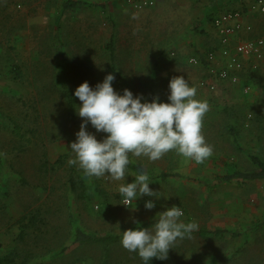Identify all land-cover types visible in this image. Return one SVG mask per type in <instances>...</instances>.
I'll return each mask as SVG.
<instances>
[{
	"label": "rangeland",
	"instance_id": "rangeland-1",
	"mask_svg": "<svg viewBox=\"0 0 264 264\" xmlns=\"http://www.w3.org/2000/svg\"><path fill=\"white\" fill-rule=\"evenodd\" d=\"M191 1L199 8L215 6V0H206L204 5L199 0ZM233 1L236 3L231 7L239 9L254 0ZM45 2L55 11L63 0H0V252L12 245L17 219L42 205L49 225L57 226L52 248L68 245L76 228L112 235L114 241L107 246L90 241L63 253H44L40 264H138V254L121 246L120 231L136 227L134 221L143 226L155 219L157 212L175 204L184 211L181 219L197 222L198 230L204 233L197 234V230L177 239L167 256L180 264H264V179L212 182L217 173L226 174L235 167L253 169L249 154L264 159V61L257 69H247L240 75L242 83L251 85L248 95L219 80H215L214 91L198 87V80L207 72L188 63L185 56L214 49L216 42L209 17H196L192 27L184 29L200 38L198 44L188 46V54L176 57L167 50L168 58L160 60L154 74H138L148 71L149 60L133 51L116 52L112 63L105 48L108 40L124 43L122 38L128 31L120 27L119 18L112 22L105 17V22H44ZM244 12L246 15L248 11ZM249 14L264 24V14ZM134 18L128 16V20ZM128 20L124 18L125 26ZM203 21L205 28L201 27ZM71 36L78 37L77 44L63 42ZM73 45L81 47L78 54L70 53ZM107 73L114 75L112 85L117 92L128 88L134 95L143 94L149 100L158 96L164 102L168 80L184 76L190 86L196 87V98L207 101L201 130L205 121L208 134L204 138L212 146V155L198 164L175 150L158 160L129 153L126 177L121 181L107 175L89 177L77 165H69L73 153L68 145L75 139L82 118L76 111L68 114L67 95L75 98L78 108L75 87L82 81L95 86ZM229 126L238 131L239 148L231 141ZM86 130L98 140L106 135L90 124ZM220 161L223 167L217 165ZM142 171L159 198L143 195L128 206L122 204L118 186L131 182ZM160 173H179V179ZM77 176L84 187L74 192L69 178ZM81 190L82 198L77 195ZM146 200H153L155 206L146 209ZM212 229L222 232H207Z\"/></svg>",
	"mask_w": 264,
	"mask_h": 264
},
{
	"label": "clouds",
	"instance_id": "clouds-1",
	"mask_svg": "<svg viewBox=\"0 0 264 264\" xmlns=\"http://www.w3.org/2000/svg\"><path fill=\"white\" fill-rule=\"evenodd\" d=\"M114 79L112 73H107L95 86L82 81L73 90L80 101L75 111L82 119L75 139L68 145L73 153L67 161L69 165H77L89 177L107 175L121 181L126 177L129 153L158 160L175 150L198 164L212 155V146L201 132L207 101L196 98V87L190 86L184 76L168 80L167 102L160 101L158 96L145 99L143 94L134 95L128 88L117 92L112 85ZM88 124L106 135L98 140L86 130ZM150 182L142 171L131 182L120 184L121 203L128 206L143 195L159 198L149 187ZM154 206L153 200L144 202L146 209ZM157 213L151 227L134 221L136 227L120 231L121 246L136 252L144 264L152 258L166 259L177 239L190 236L199 227L195 221L182 220L184 211L175 204Z\"/></svg>",
	"mask_w": 264,
	"mask_h": 264
},
{
	"label": "crops",
	"instance_id": "crops-1",
	"mask_svg": "<svg viewBox=\"0 0 264 264\" xmlns=\"http://www.w3.org/2000/svg\"><path fill=\"white\" fill-rule=\"evenodd\" d=\"M69 1L71 3L68 5H66L68 0H63V2H58L57 3L58 7L55 11L54 9H52L51 4L45 2L44 22H49V19H51L52 22H105L103 17H105L106 20H108V22H112V21H116V19L119 18L120 22H122L120 27L126 28V31H128L127 36L122 38L124 43H119V41H117L115 44V40H108L105 44V48H107L108 44L111 45L114 58H115V54H117L116 52L124 53V52L133 51L139 53L138 56L141 59L149 60L148 71L143 70L138 73V74L144 73L146 75L154 74L156 70L154 71L153 68L154 67L159 68L161 62L160 60L168 58V54L166 53L167 50L172 51V52L170 51L171 53H169L172 56L176 54L178 55L176 57H180V56L183 57L185 54L189 53L187 50L191 49L189 48L190 45H192L193 47L194 46L193 44L199 43L200 38L195 36L193 33L188 34L184 32L185 28L192 27L194 18L200 17V19H204L206 17H212L213 15L220 13L224 10L237 8V7H231L236 3L233 0L231 2L229 0H215L214 1L215 6L211 5L204 8L195 7V3L191 0H154V4L152 6L145 7L140 10L132 9L130 6H128L125 3L124 0H69ZM205 2L206 0H199L200 4L204 5ZM249 4L250 3L246 4L244 6L245 8H239V9L243 10V12L246 10L248 12L253 11L247 7ZM48 12L49 15H47ZM248 12L246 15H245L246 12L243 13L242 21L244 24H250L252 29L251 31H246L244 29L240 30L236 36V39L255 37V36H259L262 33V30L264 28L263 22H261L260 20H256L253 17H250L249 14L250 12L249 13ZM253 12L264 14L257 11H253ZM128 16H134L136 17V19L134 18L135 20H128ZM124 18L128 20L126 25L127 27L123 24ZM188 20L190 21L188 22ZM200 23H201V27L203 28L207 27L205 21ZM209 28L215 37L214 43L216 42V46H217L219 44L218 35L212 26L211 27L209 26ZM63 42H71L72 44L73 43L77 44L78 37H74V36L67 37L65 40H63ZM92 43L94 45L97 44L95 38ZM65 50L66 49L64 48V51ZM79 50H81V47H79L78 45H73L69 49L70 53L74 55L78 54ZM89 50L95 51L96 48L89 47ZM107 51L109 52L108 48ZM190 55L188 56L186 55L185 59L187 60V58ZM153 59H155L156 62L153 61ZM262 61H264V59L261 60L260 62ZM195 67L204 69V67L202 66L195 65ZM247 69L250 68L248 66L245 67V69L242 72H240V75ZM199 80L197 84L199 83ZM224 83L231 85L227 81H224ZM141 84H139V88L143 89L141 87ZM242 84L243 83L241 80L238 84H235L236 88H238L241 94H242L241 91ZM142 85H144V83ZM231 86H233V84ZM205 120L207 121L208 118H205ZM204 124H205L204 125L205 129L201 130V132L203 136L207 137L208 126L205 121ZM216 163L217 165L218 163H220L219 165L222 167L224 166L222 161ZM162 174L165 175L163 177L179 179L178 177L179 173H172V174L162 173ZM162 174L160 173L159 176H162ZM223 175L225 174L217 173L214 176L215 180H213L212 182L221 181L222 179L220 178V176ZM143 226L151 227V225L145 226L144 224ZM214 230L217 229H212L208 231H214ZM226 233L229 232L226 231ZM197 234L203 235L202 233L199 232Z\"/></svg>",
	"mask_w": 264,
	"mask_h": 264
},
{
	"label": "trees",
	"instance_id": "trees-1",
	"mask_svg": "<svg viewBox=\"0 0 264 264\" xmlns=\"http://www.w3.org/2000/svg\"><path fill=\"white\" fill-rule=\"evenodd\" d=\"M71 2L68 0L66 5ZM211 17H209V21ZM109 50V59L113 63V51L111 45L107 46ZM200 54V53H199ZM113 65V64H112ZM257 69V68H256ZM255 70V69H250ZM248 95V94H245ZM75 98L70 94L67 95V109L70 116L74 115L75 111ZM228 131L231 136V141L236 148H239V136L238 131L234 126H229ZM253 169L242 170L235 167L232 171L227 172L225 175L220 176L221 181H229L232 179H238L241 181H254L257 179H264V159L256 154H249ZM176 175V174H175ZM162 176H165L162 174ZM70 189L76 192L78 189H83V180L78 176L76 178H69ZM78 197H83V191H78ZM44 205V204H43ZM45 208L42 205L31 208L22 214L17 219L18 231L12 239V245L6 249L5 252H0V264H40L39 260L44 256V253L59 254L63 253L67 249L74 247L75 245L83 244L86 242H101L104 245L114 241V236L109 234L97 235L85 233L79 228L74 231V236L68 245H61L56 248H52L51 244L54 242L53 236L58 232L56 225H49V219L44 215ZM155 219L145 222V226H150ZM199 233H204V230H199ZM197 232V233H198ZM210 234H219L222 230L207 231ZM138 264H144L142 260ZM149 264H180L172 257L167 256L166 259L160 260L152 258Z\"/></svg>",
	"mask_w": 264,
	"mask_h": 264
},
{
	"label": "built area",
	"instance_id": "built-area-1",
	"mask_svg": "<svg viewBox=\"0 0 264 264\" xmlns=\"http://www.w3.org/2000/svg\"><path fill=\"white\" fill-rule=\"evenodd\" d=\"M124 1L136 10L154 4V0ZM247 7L264 13V0H254ZM243 13L241 9H228L213 15L210 24L218 35L219 44L214 49L193 54L187 58L188 63L202 66L207 72V75L199 80L198 84L201 88L214 91L216 89L215 80L227 81L233 85L238 84L241 80L240 72L245 67L256 69L259 62L264 59V28L259 36L236 39L240 30L251 31L252 29L250 24L243 23ZM241 91L249 94L251 85L244 82L241 85Z\"/></svg>",
	"mask_w": 264,
	"mask_h": 264
}]
</instances>
